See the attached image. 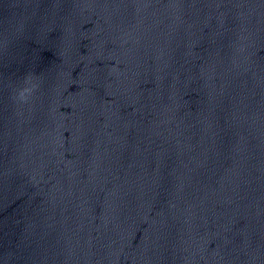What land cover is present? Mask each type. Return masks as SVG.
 <instances>
[{
	"label": "water",
	"instance_id": "obj_1",
	"mask_svg": "<svg viewBox=\"0 0 264 264\" xmlns=\"http://www.w3.org/2000/svg\"><path fill=\"white\" fill-rule=\"evenodd\" d=\"M0 264H264V0H0Z\"/></svg>",
	"mask_w": 264,
	"mask_h": 264
}]
</instances>
